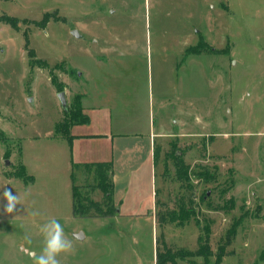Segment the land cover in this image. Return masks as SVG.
Here are the masks:
<instances>
[{
    "label": "rangeland",
    "instance_id": "obj_1",
    "mask_svg": "<svg viewBox=\"0 0 264 264\" xmlns=\"http://www.w3.org/2000/svg\"><path fill=\"white\" fill-rule=\"evenodd\" d=\"M201 41L213 50L186 53ZM61 90L69 108L89 92L114 124L141 131L151 117L170 133L156 144L157 164L146 161L117 201V216L73 215L72 173L82 192L103 193L57 129ZM174 149L191 187L166 157ZM21 165L34 180L16 175ZM5 189L22 197L12 214ZM182 198L199 212L183 227L168 215ZM49 217L75 249L61 264H156L157 237L193 250L209 219L215 254L237 224L231 254L177 264H264V0H0V264H31L21 244L39 253Z\"/></svg>",
    "mask_w": 264,
    "mask_h": 264
},
{
    "label": "trees",
    "instance_id": "obj_2",
    "mask_svg": "<svg viewBox=\"0 0 264 264\" xmlns=\"http://www.w3.org/2000/svg\"><path fill=\"white\" fill-rule=\"evenodd\" d=\"M205 46L210 50H213L209 45L205 44L203 41L199 42L197 46L189 47L186 49L187 54H198L202 53L197 49L201 46ZM62 91V90H61ZM89 122V116L83 112V107L81 101L79 100L67 110H64V116L61 122L58 123L57 129L66 131L65 139L68 141L70 146H72V141L74 136L71 133V127L75 124H86ZM159 147H155L154 150V159L155 164L158 162L159 157ZM168 159H173L174 165L176 168V178L181 185L191 187V178L189 175V165L186 164L183 160L182 155H178L176 150L171 154H167ZM72 168L78 167L79 164L72 160ZM168 166V165H166ZM84 169H87L88 172H93L96 184L95 189H99L103 195L101 200H95L89 193L82 192V186L75 183L74 173L71 174L73 181V215L75 217H90V218H106L114 217L119 214L118 205L114 200V183L112 178V162H89L83 163ZM21 170L16 172V175L19 178H22L24 181L34 180V177H29L25 174L24 166L21 165ZM206 177L211 176L208 173H202ZM87 192V191H86ZM158 201V200H157ZM189 201V205L185 203L183 198L177 208L168 211L169 220L171 223H177L179 226H185L190 223L193 215L196 214L194 208L195 205ZM233 205V203H232ZM232 207V206H231ZM199 212H197L198 214ZM158 224L160 227L166 224V216L159 214ZM157 220V219H156ZM197 220V217H196ZM210 220V219H209ZM208 220V223L203 225L202 232L197 238V247L193 250L186 247H175L169 245L165 241L163 234L160 235V238L157 237L156 245V264H177L176 259H184L191 256H205L209 257L216 255L218 259H222L224 256L231 254L228 250V247L232 246L236 240L237 235V224H232L230 228L226 231L224 236H221L218 241V249L215 254L212 243H211V234L212 228ZM197 223H200L199 219Z\"/></svg>",
    "mask_w": 264,
    "mask_h": 264
},
{
    "label": "crops",
    "instance_id": "obj_3",
    "mask_svg": "<svg viewBox=\"0 0 264 264\" xmlns=\"http://www.w3.org/2000/svg\"><path fill=\"white\" fill-rule=\"evenodd\" d=\"M95 99L89 92L82 97L81 105L89 116V122L71 127L74 138L70 149L73 160L77 162H112L117 204V201L123 202L129 190L132 191L136 173L143 164L150 161L153 166L157 142L170 133L156 130L151 117L141 131L134 129L130 120L114 124L112 110Z\"/></svg>",
    "mask_w": 264,
    "mask_h": 264
},
{
    "label": "clouds",
    "instance_id": "obj_4",
    "mask_svg": "<svg viewBox=\"0 0 264 264\" xmlns=\"http://www.w3.org/2000/svg\"><path fill=\"white\" fill-rule=\"evenodd\" d=\"M3 199L6 204L3 205V211L7 214H12L17 211V205H23L22 197L12 191L5 189L3 191ZM32 217L40 215L38 210H33L29 213ZM39 233L42 237V247L39 253L29 251L21 244L31 259V264H61L60 257L62 254H68L75 251L73 243L67 238L64 226L55 217H49L39 225ZM23 240L27 244H31V237L25 234Z\"/></svg>",
    "mask_w": 264,
    "mask_h": 264
},
{
    "label": "water",
    "instance_id": "obj_5",
    "mask_svg": "<svg viewBox=\"0 0 264 264\" xmlns=\"http://www.w3.org/2000/svg\"><path fill=\"white\" fill-rule=\"evenodd\" d=\"M72 34L75 35L76 37H79V32L77 30H73L72 31ZM58 96L60 98V101H61V104H62V107L64 110H67L68 108V105H67V99H66V95H65V91H60L58 92ZM82 234H77V237H80Z\"/></svg>",
    "mask_w": 264,
    "mask_h": 264
}]
</instances>
